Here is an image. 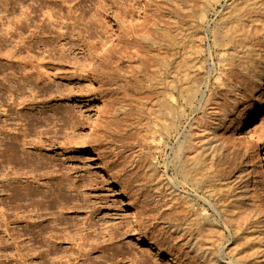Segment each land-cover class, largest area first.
<instances>
[{"label": "rangeland", "instance_id": "obj_1", "mask_svg": "<svg viewBox=\"0 0 264 264\" xmlns=\"http://www.w3.org/2000/svg\"><path fill=\"white\" fill-rule=\"evenodd\" d=\"M213 2L10 0L6 13L0 6V264H169L171 258L178 264H211L196 252L200 237L193 210L198 205L185 202L172 170L171 179L163 175L156 132L164 97L172 93L166 83L186 55L199 56L200 62L184 88L208 85L213 99L198 96L179 126L183 131L196 124L195 142L201 146L207 145L200 138L203 131L214 132L219 149L202 186L213 188L216 209L226 213L228 223L220 226L232 258L238 264H264L259 152L236 128L264 80V60L247 54L222 60L225 52L205 34L227 3L216 13L209 10L207 19ZM125 9L131 24L123 17ZM23 13L32 21H24ZM40 32L41 40L33 38ZM120 33L125 42L117 51L111 44ZM169 38L182 44L179 55ZM104 43L106 50L94 53L93 45L99 49ZM39 44L48 45L47 51ZM252 44L264 50V39ZM27 45L29 55L37 57L32 64ZM84 45L91 56L81 52ZM246 60L258 62L255 74L242 69ZM29 75L31 83L20 96ZM11 86L19 97L9 96ZM236 87L237 109L220 127L215 110L231 101ZM248 130L263 147L264 109ZM10 146L36 163L23 158L9 163L3 154ZM13 174L16 180L4 178ZM210 213L218 217L213 209ZM148 243L165 256L148 251ZM19 248L27 254L23 260Z\"/></svg>", "mask_w": 264, "mask_h": 264}, {"label": "bare ground", "instance_id": "obj_2", "mask_svg": "<svg viewBox=\"0 0 264 264\" xmlns=\"http://www.w3.org/2000/svg\"><path fill=\"white\" fill-rule=\"evenodd\" d=\"M223 2H226L227 4L225 5L224 10L220 13V19L218 21H214V27L212 28L211 32H206L205 38L207 39L208 35L210 34L212 37L213 47H216L217 50L220 49L221 51L225 52L226 55L223 56L222 60H226L227 58L242 59V56H245L246 54V56H253V58L258 59V61L264 60V50L260 48L261 46L254 44L251 45V43L255 40L260 38L264 39V0H214L205 17L207 19L209 18V10H212L214 13H216V8L222 5ZM9 4L10 0H0V6L3 9V13L8 11ZM23 15L25 16L24 21H32L30 14L23 13ZM123 17L129 24L133 22V17L129 14V10H124ZM35 28H39V26L35 25ZM11 32H8L7 35L11 34ZM42 34L43 32H40L33 38L41 40ZM121 34L122 33H120L117 39L111 44L112 47H117V51L120 49V44L125 42L124 40H121ZM12 38L13 36L11 35L9 39ZM131 39V41H133V37ZM171 41L172 43L170 44V47L176 50L178 49L179 55L183 48L182 44L177 43L174 39H171L170 42ZM106 44L107 43L102 44L99 49H95L96 45L94 44V53H98V50H101V52L105 51L107 48ZM41 46H44V51H47L46 48L48 45ZM203 46L204 39H201L199 42V51L203 50ZM30 47L31 45L23 47L27 55H29L31 49ZM85 47L86 45L83 46L84 51L81 52L91 56L93 53H91L88 49L85 50ZM133 55L136 54L133 53ZM191 56L192 55L184 56L182 59L183 61H179L174 65L175 69L174 72L171 73V75L173 74L171 80L166 83V89L172 93H166L164 97V111L161 113V118L163 120L160 119V121L157 123L161 130L156 129V132H158L159 137L161 138L162 150L160 156L162 157L164 168L163 175L169 179V172L172 170L175 174L174 182H178L182 191L181 193L185 197V202L189 203L192 207L198 205V208L193 210L198 223V234L200 237V244L196 250L197 255L203 254L204 258H206L208 263L211 264H238V260H234L230 250L228 251V240L223 227L220 226V222L226 225L228 223L226 213L221 212L219 214V211L216 209V206L213 202V188L207 185L204 187L202 186L204 181L208 180V175L206 172L212 168V161L210 158L212 155L214 157L215 153L219 149L214 143V132H210L211 130L209 129L203 131L204 134L201 135L200 138L205 137V142L207 145L201 146L197 145L195 142V138H198V136H196L194 133L195 129L197 128L196 124H192L190 126V130L185 128L183 131H181L179 126L180 119L183 116H186V108L192 107L198 96L201 95L200 100L208 97L207 102H211L213 99L212 96H208V85H206V90H201L199 85H194L189 89L184 88L185 84H187V82L190 81V79L195 75L197 64L200 62L199 56L198 59L197 56L195 58H192ZM36 58V56L29 55V60H31L30 63L32 64ZM187 59L191 60V62L187 63ZM119 61L120 57H118L117 62ZM117 62H113V64ZM240 64L242 69L246 72L255 74L257 71L256 69L258 67V62L256 60H246V62L242 61ZM23 66L25 70L26 67L29 66V62L24 63ZM166 71H169V69L165 68L164 73H166ZM12 75L16 81H21L17 78L15 73H12ZM41 75L42 74L40 73L37 75V80L44 78ZM58 75L59 73L57 72L56 76ZM24 77H27V74H24ZM27 80V84L22 85L20 82L17 83L19 87L21 85L23 87V90L20 91V96L24 94V89H26V86L30 85L32 77L29 75ZM261 83L262 84L256 92V99L253 101L252 106L247 110L243 117L237 121L236 128L237 130L244 133L245 137L249 139L251 147L259 152L258 164L260 165V169L262 171V178H264V146L261 147V140H257L248 130L249 126L254 122L257 114L264 109V80H262ZM15 90L16 89H14L13 86L8 89V93L11 98L13 95H17L19 97ZM232 91L233 96L231 101L227 103L222 110H215V112L220 115V127L226 126L227 123L231 122L229 117L231 114L235 113L237 109L239 99L238 97L240 96L234 92L239 91V89L236 87ZM184 92H186V94H184ZM174 93L179 95L178 99L174 97ZM28 104H32V102L28 101ZM22 105H25V100L18 103L17 106ZM237 111L238 112H236V114L239 113V110ZM210 136H212L211 139ZM172 139H174V141L176 140L174 144H171ZM34 147L37 148L38 146L34 145ZM3 157L5 160H8L9 163L11 160L21 162V158L29 161L31 164L36 163L33 161L34 159L30 154L26 153L24 150H20L16 146L5 148ZM156 158L157 157H154L155 160ZM152 167L155 171L157 166L156 164H152ZM13 176H15V174L12 176L6 175L4 178L16 180V178H11ZM99 177L100 180H104L102 175H99ZM186 196L191 197L187 199ZM212 209L215 211V214L218 217L211 216L210 210ZM218 219L219 221H217ZM227 229L228 228L226 226V230ZM9 236L13 242H15L16 239L13 238V235L10 234ZM146 246L148 251L153 252L158 256H165L163 249L156 248L152 243H148ZM18 252L21 260L27 256V254H24L23 252L21 253L20 248L18 249ZM18 262L21 261H17V263ZM168 263L178 264L172 258L169 259Z\"/></svg>", "mask_w": 264, "mask_h": 264}]
</instances>
